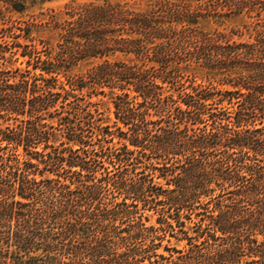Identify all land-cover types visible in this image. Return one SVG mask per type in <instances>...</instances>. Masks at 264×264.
<instances>
[{
	"label": "trees",
	"instance_id": "16d2710c",
	"mask_svg": "<svg viewBox=\"0 0 264 264\" xmlns=\"http://www.w3.org/2000/svg\"><path fill=\"white\" fill-rule=\"evenodd\" d=\"M141 1L0 27V264H264V0Z\"/></svg>",
	"mask_w": 264,
	"mask_h": 264
},
{
	"label": "rangeland",
	"instance_id": "374dc122",
	"mask_svg": "<svg viewBox=\"0 0 264 264\" xmlns=\"http://www.w3.org/2000/svg\"><path fill=\"white\" fill-rule=\"evenodd\" d=\"M86 1H96V2H103L104 0H46L43 3L37 4L35 6L30 7L26 12L20 13L14 10H11L8 5H5L4 3H0V27L3 26H17L19 23H23L24 21H30L32 22L33 20L31 19L32 16H35L38 20V23H42L48 20L50 14L58 13L59 15H64L67 11V8L70 6L71 3L77 4V3H82ZM112 2H130L131 4H135L136 6H143L145 3L144 1L141 0H110ZM178 3L184 2L185 4H188L192 7L200 6V7H205L206 4L210 3L212 0H175ZM44 20V21H42ZM200 29H205V30H212L215 28H219L220 30H223L226 32L229 36H233L234 39H239L238 34L240 32H237V30L240 28V31H246L243 27V22L241 18H232V19H225V22H218L214 20L210 21H202L199 25ZM33 36L36 38L37 45L40 49H45L42 53H48V51H51L56 47L57 42H58V36L56 35L55 30L47 29V28H33ZM232 31H236L235 35H233ZM247 36L241 37V39H245ZM43 40L46 42V46L44 44L40 43V41ZM46 47V48H45ZM44 57H46L44 55ZM29 57H21L20 61H14L13 67L19 66L22 68L26 67V63H21L23 60H27ZM197 68L196 75L198 78V82L206 81V76H208V71L207 69H203L195 65ZM87 69V66L81 64L73 69V73H78L83 70ZM193 69V68H192ZM191 69V72H192ZM74 100L72 104L76 103H83L84 100H78L76 98H73ZM93 101L97 102L98 108L100 111L103 113V117L105 120H109L110 123L115 119V114H114V104L112 101V97L110 95L103 96V95H97L93 96ZM63 110V109H62ZM55 118H52V116ZM59 113H55L52 109L44 115V120L43 121H49L55 122V125L57 124L56 121L59 117ZM58 132V130H57ZM260 135V134H258ZM117 144V143H116ZM118 145V144H117ZM22 151V149H20ZM149 214L152 213V211L148 212ZM157 218V214L153 215L151 217V222L150 223H155ZM171 245H177L178 247H184L187 244V240H182L178 241L176 238L172 237L171 238ZM167 243V242H164Z\"/></svg>",
	"mask_w": 264,
	"mask_h": 264
}]
</instances>
